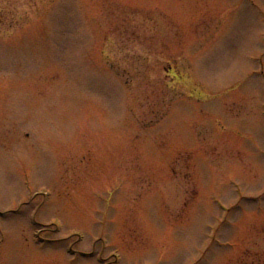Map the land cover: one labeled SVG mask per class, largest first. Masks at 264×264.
I'll use <instances>...</instances> for the list:
<instances>
[{
  "label": "rangeland",
  "instance_id": "rangeland-1",
  "mask_svg": "<svg viewBox=\"0 0 264 264\" xmlns=\"http://www.w3.org/2000/svg\"><path fill=\"white\" fill-rule=\"evenodd\" d=\"M0 264H264V0H0Z\"/></svg>",
  "mask_w": 264,
  "mask_h": 264
}]
</instances>
